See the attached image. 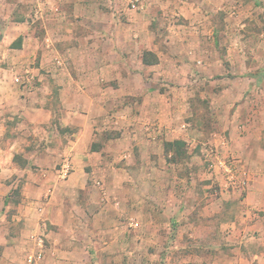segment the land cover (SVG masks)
<instances>
[{
  "label": "crops",
  "instance_id": "crops-1",
  "mask_svg": "<svg viewBox=\"0 0 264 264\" xmlns=\"http://www.w3.org/2000/svg\"><path fill=\"white\" fill-rule=\"evenodd\" d=\"M260 1L141 0L144 9L137 11L129 0H0L2 124L14 114L26 124L49 123L59 111L58 134L72 129L51 135L34 156L41 167L32 185L54 187L50 199L27 194L20 204L24 236L32 239L26 242L43 234L44 251L53 255L50 264H264V149L252 160L260 168H245L244 178L222 183L217 209L209 212L210 206L207 212L185 211L179 193L185 183L170 178V163L158 162L165 149L161 140H201L199 124L189 119L198 93L209 101L212 125L221 124L226 134L211 137L247 161V137L237 126L258 123L249 92L264 86V63L245 47L232 46L251 37L239 30L235 40L225 30L222 35L216 14L224 11L231 18L241 12L245 18L264 11ZM25 7L32 15L20 13ZM160 21L170 29L163 39L156 28ZM255 22L264 26L257 16ZM249 24L226 19L223 27L247 29ZM257 43L264 46L262 35ZM32 56L40 59L39 68H29ZM27 70L38 81L31 88L13 81L16 72ZM157 77L176 79L175 85L155 86ZM2 151L7 156L0 158L3 185L19 148ZM62 156L72 164L66 180L58 177ZM131 157L134 166H129ZM216 158L224 164V157ZM1 198L6 204V196ZM222 203L230 206L229 231L222 236L232 242L198 243L197 221L214 216ZM194 211L195 220H189ZM182 232L191 245L182 244Z\"/></svg>",
  "mask_w": 264,
  "mask_h": 264
},
{
  "label": "rangeland",
  "instance_id": "rangeland-1",
  "mask_svg": "<svg viewBox=\"0 0 264 264\" xmlns=\"http://www.w3.org/2000/svg\"><path fill=\"white\" fill-rule=\"evenodd\" d=\"M132 1L136 3V7H133L131 5ZM140 1L141 0H129V6L131 8H135L137 11H141L144 8L140 5ZM260 3L264 6V0L260 1ZM25 11L28 12L29 16L32 15L29 7L22 8L20 13H23ZM251 12L252 10H250V13ZM6 13V15L9 14L8 11ZM216 15V19L218 20L219 25L217 29L220 31V33L222 32V35H225L223 33V31L225 30L227 32L226 35H230L232 39L235 40L237 39L236 37L239 34V31H244L243 34H248V36L251 37L249 39V43L247 42L246 44H233L232 46H242L243 48L245 47V49L250 51V56L258 55L259 59H261L259 60V63H264V46H261V43H257L258 36L262 35L264 37V26L262 27L255 22L256 16L264 20V11H255L252 14L253 16L247 13L246 15L248 16H246L245 18H242L241 12L233 15V17L231 18L230 15L224 11L219 12ZM226 19L228 22L230 20L233 21V23L235 21L246 19L250 21V24L247 29L246 27L241 29L240 26H237L234 29H226L223 27V23ZM251 19L253 21H251ZM169 21H171V19H169ZM178 22L180 23L181 21L179 20ZM161 23L162 21L157 22L156 28H159L158 31L159 33H161V37L163 39L165 38V36H168L170 34V29L164 27V24L162 26ZM173 23L177 24V20H175ZM38 24L39 22H35V25L37 26L35 32L36 34L40 35L41 30L38 28ZM4 36L5 29H3V24L0 23V42L1 38H3ZM218 48L221 52H223L222 47L218 46ZM150 53L153 54V52ZM250 60L251 64L257 65V59ZM148 61L152 62L153 57L148 56ZM28 65L31 69L39 68L41 66L40 59L33 58L32 56ZM154 80L155 82H153V84L155 86H159L160 83H169L171 85H175L174 81L176 79L173 80V78H171V80H161L159 77H157ZM37 82L38 81L35 78L33 86H35ZM256 89L255 92L250 90L249 98L251 99V102L253 101V105L255 107L254 109L256 110V116L253 118H255L258 123L251 128L244 127L243 125L237 126L238 134L243 136L246 135L247 137L246 145L244 146V148L247 149V151H245V158L247 157L248 162H244L245 159L243 161H240L242 156L237 155V152L235 154L233 152H228L230 151V148L228 149L226 145H224V143L220 140H214V138H217V136H215L214 138L211 137V135H214V132H219V134L217 135H221V138L223 137L222 135L226 134L222 131L223 127L221 124L220 128L212 125L211 122L213 118H215L214 113L211 114L210 110L208 111L209 101L207 100V98H202L200 96V93H198V97L195 96L191 100V107L194 112V116H190L189 119H194V121H196L194 123L199 124V129L203 131V133L199 135L201 140L192 142L190 139L179 146L173 144L172 142L174 141L164 139L161 140V146L165 149L164 152L160 150L161 160L158 159V162L170 163L173 169V171H171L170 173V178L172 180L175 179L180 181L181 183H185L184 185L182 184V187L180 186L181 190L179 191V193L182 192L181 195L184 199L183 208L185 211L191 212L193 210H197L196 212H207L205 206H207V209L208 206H210L208 212L217 209V205L215 204V202L219 203L220 200L215 199V197H222V183L225 185L226 181H230L233 176L236 180L244 178L246 175H244L242 172L245 168H248V170L251 167L256 170L260 168L261 165L257 168L252 160L254 158V154L259 151L258 153H260L261 155L262 153L260 151L264 149V86L262 87V89ZM57 114L58 117H54L51 122L41 124H26L22 122V118L18 114L12 115L13 117L11 118L7 117V122L5 124H2V121L0 120V158L2 160H5L7 156L2 150H6L9 146L14 145L15 147L19 148V152L16 153V157L14 159V164L11 165L12 171L9 172V177L4 180L3 185L0 183V197L1 195H5L7 200H9L10 202L7 203L8 201L6 200V204H3L1 201L2 198L0 199V264H50V257H53V255H51L49 252L44 251L42 259L38 262L29 263V261H27V256L30 255L34 250H36V245L34 244V242H26V240L31 239V237L24 236L26 224L24 218L22 219L23 209L20 204L22 203L21 198L25 197L27 194L36 195L35 198L41 197V200L44 201L46 199V194L49 188H51L52 190L54 189V187L45 186L41 188V190H39L38 187H34L32 184L33 182L36 183V181L33 179L38 176L37 172L41 167L33 162L34 156L38 155L41 151L44 150L43 145L48 139H52L51 135H65L72 132V129L70 128L62 130L63 128L60 129L58 127L61 131V133L58 134V130L56 129L55 124L59 119L60 112L57 111ZM0 119H2L1 114ZM218 121L220 120L218 119ZM47 135L50 136L47 137ZM211 138L213 140H211ZM49 142L51 143L52 141H48V143ZM54 142L57 143L56 141ZM236 146L240 147V144L236 143ZM217 154L219 155V157H224V164H221L219 159L216 158V156H218ZM64 159L65 157L63 158L62 156V160L57 164L58 168H61ZM128 161H130L131 163L129 164V166L135 165V157H131ZM225 165L227 166V168L225 167ZM1 168L2 167L0 166V172ZM23 168H28L30 172L27 173L25 171L24 173ZM175 176H177V179L175 178ZM159 178L161 179L160 176ZM4 184H8L11 186L8 187ZM161 190L162 189H159L160 192H162ZM210 196H213L214 199L210 200ZM211 203H213V205H211ZM171 206H174V204H171ZM212 208L214 209L212 210ZM228 210H230V206L223 205L222 203L221 205H219L217 212H213L215 213L214 216L212 215L209 219H205L203 221H197V223H199V227H197L199 234L197 240L198 243H203L206 240H210L208 246L211 245V247H218L226 246V243L232 242V240H226V238L222 236V234L227 235L226 231H229V228L226 225V223L229 222L228 216H230L228 215ZM194 213L195 211L189 214V220H195ZM180 222L176 223L179 225ZM176 223L170 225V228L172 229V235L170 234V238L172 239L176 238L175 230L178 229V225H176ZM241 223L244 227L246 226V222L241 221ZM182 224L184 223L182 222ZM51 227L54 226L51 225ZM187 239L189 240L188 234H186L185 232L181 238L182 244H186L187 242H189L187 244L191 245L192 242L187 241ZM251 241H253V243H250V245L253 246L256 243H254L253 237ZM43 250H45V246Z\"/></svg>",
  "mask_w": 264,
  "mask_h": 264
},
{
  "label": "built area",
  "instance_id": "built-area-1",
  "mask_svg": "<svg viewBox=\"0 0 264 264\" xmlns=\"http://www.w3.org/2000/svg\"><path fill=\"white\" fill-rule=\"evenodd\" d=\"M133 7H136V3L132 1L131 4ZM35 75L32 74L31 71H21V72H16L15 75L13 76V81L18 84V85H22L25 87H32L34 80H35ZM229 170V168H228ZM72 172V164H71V160L69 158H65L61 168H59V172H58V177L60 179H67ZM52 196V190L49 189L47 194H46V199L48 198V200L50 199V197ZM43 209V208H41ZM34 242H35V249L30 255L27 256V261H29V263H34V262H38L39 260L42 259L43 257V252H44V237L41 233H37L36 235H34V237H32Z\"/></svg>",
  "mask_w": 264,
  "mask_h": 264
},
{
  "label": "trees",
  "instance_id": "trees-1",
  "mask_svg": "<svg viewBox=\"0 0 264 264\" xmlns=\"http://www.w3.org/2000/svg\"><path fill=\"white\" fill-rule=\"evenodd\" d=\"M173 144H176V145H182V144H184L185 143V141H183V140H176V141H174V142H172ZM15 157H16V155H15ZM15 159V158H14Z\"/></svg>",
  "mask_w": 264,
  "mask_h": 264
}]
</instances>
